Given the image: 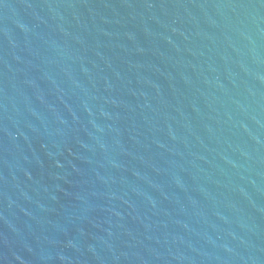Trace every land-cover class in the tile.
Segmentation results:
<instances>
[{"label": "water", "instance_id": "water-1", "mask_svg": "<svg viewBox=\"0 0 264 264\" xmlns=\"http://www.w3.org/2000/svg\"><path fill=\"white\" fill-rule=\"evenodd\" d=\"M0 264H264V0H0Z\"/></svg>", "mask_w": 264, "mask_h": 264}]
</instances>
